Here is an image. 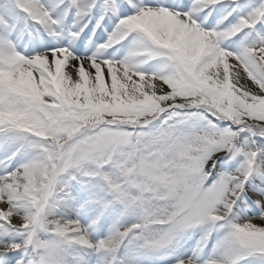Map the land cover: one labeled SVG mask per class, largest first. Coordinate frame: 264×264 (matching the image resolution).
<instances>
[{
  "label": "snow or ice",
  "instance_id": "6c2138e0",
  "mask_svg": "<svg viewBox=\"0 0 264 264\" xmlns=\"http://www.w3.org/2000/svg\"><path fill=\"white\" fill-rule=\"evenodd\" d=\"M0 264H264V0H0Z\"/></svg>",
  "mask_w": 264,
  "mask_h": 264
}]
</instances>
